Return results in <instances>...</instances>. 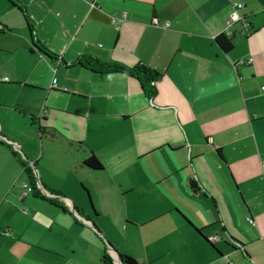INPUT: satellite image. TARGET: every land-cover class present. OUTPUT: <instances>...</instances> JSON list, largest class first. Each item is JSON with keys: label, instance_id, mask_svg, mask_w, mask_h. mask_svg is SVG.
<instances>
[{"label": "crops", "instance_id": "obj_1", "mask_svg": "<svg viewBox=\"0 0 264 264\" xmlns=\"http://www.w3.org/2000/svg\"><path fill=\"white\" fill-rule=\"evenodd\" d=\"M236 2L243 21L226 28ZM0 36L27 54L40 95L4 109L25 135L0 125V264H264V17L248 0H0ZM83 57L146 64L154 96ZM10 147L65 209L22 195ZM90 154L102 169L82 164Z\"/></svg>", "mask_w": 264, "mask_h": 264}, {"label": "trees", "instance_id": "obj_2", "mask_svg": "<svg viewBox=\"0 0 264 264\" xmlns=\"http://www.w3.org/2000/svg\"><path fill=\"white\" fill-rule=\"evenodd\" d=\"M259 4L264 9V0H257ZM90 16L98 21L106 22L108 21L107 17L100 13L97 9L92 10ZM30 32L33 31V25H29ZM216 45L222 50L224 53H228L233 49V41L232 38L226 36L225 34L221 33L217 35L214 39ZM36 43V44H35ZM34 45L45 55L49 57H53V55L39 42H35ZM78 65L98 74H109V73H123L130 77L135 78L141 86L143 94L148 97L152 98L155 94V85L157 81L161 78V74L156 70L152 69L151 67L147 66L144 63H138L133 67L126 68L119 64H109L103 63L98 60L88 59L83 57L82 59L76 62ZM12 150V155L18 164L21 166L23 173L25 174L28 180V186L31 189V192L40 198L46 199L52 203L57 204L60 208L65 209V207L58 201L59 196H61L60 192L55 191L49 188L46 184H44L40 178L36 175L35 166L33 164H29L28 159H26L22 154L18 151ZM82 164L92 170H100L102 169V164L98 160V158L90 154ZM191 188L194 191H197V187L191 182ZM69 208L74 211L77 215H79L80 211L77 207L73 206L72 204L69 205ZM116 261L118 264H138L135 259L127 255H116ZM104 264H113L111 259L104 255L103 257Z\"/></svg>", "mask_w": 264, "mask_h": 264}, {"label": "rangeland", "instance_id": "obj_3", "mask_svg": "<svg viewBox=\"0 0 264 264\" xmlns=\"http://www.w3.org/2000/svg\"><path fill=\"white\" fill-rule=\"evenodd\" d=\"M248 1L250 8L254 11L255 18L261 20L264 14L259 4L256 0ZM8 39L9 36H5V38L0 36V44H3L6 40L8 41ZM12 42L13 43L5 45L4 48H0V125L5 131L12 132L17 136H22L26 134L25 131H22L23 126L20 123L12 121L11 115L7 114L4 109L6 106H11L10 108L18 107L21 110L22 105L35 102L36 98L40 95H38L39 90L36 85H31L24 81V76L28 71V65L25 62L27 54H25V52L13 53L10 49L15 50L17 47L16 41L13 40ZM1 82H5L6 84H2ZM8 83L13 84L8 85ZM18 83H20V85H17ZM25 84L30 87H26ZM30 141L33 142L32 140ZM30 146L33 147L35 153H39V149H37L35 144L31 143ZM81 176L82 178L85 177L83 174H81ZM20 184L21 186L27 184L25 176L22 174L20 176Z\"/></svg>", "mask_w": 264, "mask_h": 264}, {"label": "built area", "instance_id": "obj_4", "mask_svg": "<svg viewBox=\"0 0 264 264\" xmlns=\"http://www.w3.org/2000/svg\"><path fill=\"white\" fill-rule=\"evenodd\" d=\"M241 8H243V4L242 3L236 2V3L233 4V10L231 11V13L229 14V16H228V18L226 20V28H230L234 23H237L239 21H243V19L239 16V14L237 12ZM112 22L114 24H118L119 23V21H117V20H112ZM152 23L154 25L157 24L156 20H153ZM164 26H167V23H165ZM250 62H252V58L251 57L247 58V60L236 59L233 62V64H234V66H238V65H242L243 63H250ZM52 83H55V79L53 80ZM262 88H264V87H262ZM29 192H31L30 187L27 184H23V186H22V195H25L26 193H29ZM2 234L7 236V235H9V232L4 230L2 232ZM206 239H207V241L209 243L213 244V243H215L216 241L219 240V237L217 235H210Z\"/></svg>", "mask_w": 264, "mask_h": 264}]
</instances>
